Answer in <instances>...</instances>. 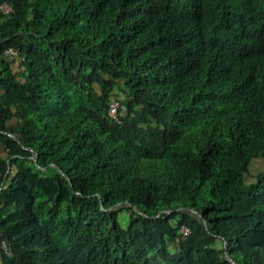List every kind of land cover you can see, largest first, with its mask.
Listing matches in <instances>:
<instances>
[{
    "label": "trees",
    "instance_id": "16d2710c",
    "mask_svg": "<svg viewBox=\"0 0 264 264\" xmlns=\"http://www.w3.org/2000/svg\"><path fill=\"white\" fill-rule=\"evenodd\" d=\"M262 161L264 0H0L2 264H264Z\"/></svg>",
    "mask_w": 264,
    "mask_h": 264
},
{
    "label": "rangeland",
    "instance_id": "374dc122",
    "mask_svg": "<svg viewBox=\"0 0 264 264\" xmlns=\"http://www.w3.org/2000/svg\"><path fill=\"white\" fill-rule=\"evenodd\" d=\"M4 10H8V7H4ZM124 98L123 93L120 90H114L113 91V95H112V102L114 104L119 105L120 101ZM264 165V161L259 162L256 164L255 168L259 169V167H263ZM130 216H131V212L127 209V208H123L120 211V219L121 221L127 225L130 221ZM187 232V230H184V233ZM222 246V244L220 243V247Z\"/></svg>",
    "mask_w": 264,
    "mask_h": 264
},
{
    "label": "built area",
    "instance_id": "2783aa9c",
    "mask_svg": "<svg viewBox=\"0 0 264 264\" xmlns=\"http://www.w3.org/2000/svg\"><path fill=\"white\" fill-rule=\"evenodd\" d=\"M4 7H3V9H4ZM6 7H8V10H5L6 12L12 11V8L11 7H9V6H6ZM8 53L16 54L17 53V50H15L13 48H10L8 50ZM116 112H117V104H112L111 111H110V115L113 116V117H115ZM184 230H183V232H184ZM187 233H188V230H187V232H185V234H187Z\"/></svg>",
    "mask_w": 264,
    "mask_h": 264
},
{
    "label": "crops",
    "instance_id": "0c3cea01",
    "mask_svg": "<svg viewBox=\"0 0 264 264\" xmlns=\"http://www.w3.org/2000/svg\"><path fill=\"white\" fill-rule=\"evenodd\" d=\"M0 264H2V258H1V254H0Z\"/></svg>",
    "mask_w": 264,
    "mask_h": 264
}]
</instances>
